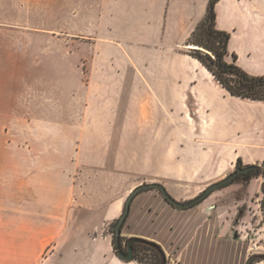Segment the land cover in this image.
Segmentation results:
<instances>
[{
  "label": "crops",
  "instance_id": "0c3cea01",
  "mask_svg": "<svg viewBox=\"0 0 264 264\" xmlns=\"http://www.w3.org/2000/svg\"><path fill=\"white\" fill-rule=\"evenodd\" d=\"M209 3L51 0L41 16L35 5L0 0V264H39L45 252L44 264H135L102 236L120 202L81 203L82 143L71 135L157 139L171 121L174 139L192 146L198 132L235 163L264 160V101L232 95L188 52ZM216 12V28L230 34L227 61L236 54L239 67L264 75V0H219ZM147 200L134 205L131 234L178 264H247L244 243L218 216Z\"/></svg>",
  "mask_w": 264,
  "mask_h": 264
},
{
  "label": "rangeland",
  "instance_id": "374dc122",
  "mask_svg": "<svg viewBox=\"0 0 264 264\" xmlns=\"http://www.w3.org/2000/svg\"><path fill=\"white\" fill-rule=\"evenodd\" d=\"M20 1L22 9L27 10L35 5L36 12L42 16L46 3H50L51 0ZM39 18L36 14L34 23L43 26V21ZM55 22L58 23V19H53V26H56ZM190 41L191 44L198 45V42L211 44L213 40L204 30L200 29ZM197 49L203 53L207 51L204 47ZM188 52L192 55L198 51L191 48ZM146 112H144V118H147ZM127 122L131 124V121ZM189 122L193 128L192 131L195 132L198 125ZM160 125L159 130L163 131L164 136L157 139L88 133L68 134L76 136L78 144L82 143L76 171L79 175L77 178L80 179L79 184H82L83 190L88 193H86L87 197L81 198V203L92 207L96 206L97 201L94 200V196L104 199L110 196L114 199L109 201L105 199L108 204L117 201L121 204V211L118 215L105 220L102 232V236L113 240L114 244L116 221L124 211L127 197L135 188L148 183H159L168 190L171 197L179 202L187 203L201 195L213 183L224 180L237 170L238 162H233L232 150H228L227 146L220 143L216 145L207 143L204 141V134L198 132L191 137L184 132L183 135L192 140L191 146L185 139L172 138V130L176 128L174 123L164 121ZM241 160V168L249 165L257 167L264 163V160L257 164H249ZM263 185L264 175L254 176L250 181L240 179L215 190L195 206L182 210L200 211L201 207L203 211L206 210L207 214L218 216V220L224 225L228 235L239 244L244 243L243 248L248 256L247 264L264 262ZM151 194L161 196L168 203L170 211L180 210L173 206L160 190L143 191L132 201L128 222L123 229V233L127 234L124 238H129L128 234L138 231L130 222L134 205L138 202H145ZM114 244L113 248L117 253ZM165 253L166 264H178L179 261L171 254L169 255L166 251ZM46 255L47 252L39 259V264H44ZM130 261L135 264H159L160 258L151 249L138 247V255L135 260Z\"/></svg>",
  "mask_w": 264,
  "mask_h": 264
},
{
  "label": "trees",
  "instance_id": "16d2710c",
  "mask_svg": "<svg viewBox=\"0 0 264 264\" xmlns=\"http://www.w3.org/2000/svg\"><path fill=\"white\" fill-rule=\"evenodd\" d=\"M218 1L219 0H210L208 15H206L205 19L197 29V31L200 29L204 30V32H206V34H208L213 41L211 44H206V42H198V45H195V47L192 48L198 52L196 54H192V56L203 62L205 67L214 74L222 86L232 95L244 99L264 101V75L255 76L243 70L237 63L236 54L233 55L232 62H229L226 59L227 55L229 54L228 45L230 41V34L216 28V4ZM195 33L196 31L194 34ZM203 47L207 50L205 53L201 52L200 49H196ZM241 165L242 160L239 159L237 170L241 168ZM257 175H264V163L261 166H257V170H252L247 174H242L235 178L231 183L240 179L250 181L254 176ZM141 243L142 244L139 247H147L148 249H151L152 251L156 252L160 258L161 255L159 251L155 247L151 246V243ZM115 244L114 246L117 251ZM135 257H133L134 260Z\"/></svg>",
  "mask_w": 264,
  "mask_h": 264
},
{
  "label": "water",
  "instance_id": "95a60500",
  "mask_svg": "<svg viewBox=\"0 0 264 264\" xmlns=\"http://www.w3.org/2000/svg\"><path fill=\"white\" fill-rule=\"evenodd\" d=\"M255 171L257 170V167L254 165H249L245 168H241L238 170H235L234 172H232L227 178H225L222 181H217L215 183H213L212 185H210L201 195H199L198 197H196L195 199L191 200L190 202H179L176 199H174L173 197H171V195L169 194L168 190L159 183H148V184H144V185H140L137 189L135 188L132 193L127 197L126 202H125V206H124V211L121 215V217L118 219L116 225H115V229H116V237H117V241L118 244L120 242L119 238L121 235V228L123 227V224L125 223L130 211H131V206H132V201L134 200V197L139 195L140 193H142L143 191H147L150 189H158L162 192V194L164 195V197L175 207L177 208H191L193 206H195L197 203L204 201L207 197H209L215 190L217 189H221L224 186H227L228 184H230L235 178H237L239 175L243 174V173H249L251 171ZM134 242H149L151 243V246L155 247L162 258V261L160 262V264H166L167 262V256L166 253L164 251V249L160 246L159 243L155 242L152 243L154 241H151L149 239H144V238H135V237H131L129 239V244H128V248H129V253H125L122 250H119V245L117 244L116 248H117V253L118 256L123 259V260H133V253H132V244Z\"/></svg>",
  "mask_w": 264,
  "mask_h": 264
},
{
  "label": "flooded vegetation",
  "instance_id": "af4514ba",
  "mask_svg": "<svg viewBox=\"0 0 264 264\" xmlns=\"http://www.w3.org/2000/svg\"><path fill=\"white\" fill-rule=\"evenodd\" d=\"M243 174H247V173H243ZM241 175H242V174H241ZM183 209H184V208H183ZM128 217H129V216H128ZM128 217H127L125 223L123 224V227L121 228V235H120V238H119V240H120L119 244H118V241H117L116 231H115V242H116L115 245L117 246V244H118V245H119V248H118V249L124 251L125 253H129V252H130V251H129V248H128V244H129V239H130L131 237L148 239V238H145V237H142V236H137V235H135V234L128 235L129 238H124V236H126L127 234H124V233H123V229L125 228L126 223L128 222ZM117 221H118V220H117ZM117 221H116V223H117ZM149 240H150V239H149ZM141 244H142L141 242H134V243L132 244V253H133L134 257H135L136 255H138V247H139ZM161 261H162V258H161V256H160V262H161ZM160 262H159V264H160Z\"/></svg>",
  "mask_w": 264,
  "mask_h": 264
},
{
  "label": "bare ground",
  "instance_id": "6f19581e",
  "mask_svg": "<svg viewBox=\"0 0 264 264\" xmlns=\"http://www.w3.org/2000/svg\"><path fill=\"white\" fill-rule=\"evenodd\" d=\"M197 49V48H196Z\"/></svg>",
  "mask_w": 264,
  "mask_h": 264
}]
</instances>
